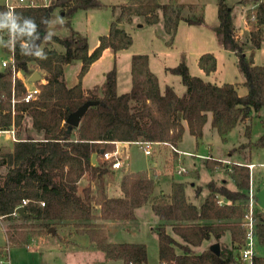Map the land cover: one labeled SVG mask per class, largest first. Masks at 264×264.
<instances>
[{"label": "trees", "instance_id": "16d2710c", "mask_svg": "<svg viewBox=\"0 0 264 264\" xmlns=\"http://www.w3.org/2000/svg\"><path fill=\"white\" fill-rule=\"evenodd\" d=\"M252 2L254 7L245 19L246 37L251 48L259 49L263 41L264 0ZM101 7L105 6L96 0H50L47 6L19 7L13 11L10 30L5 20L6 9L0 5V32L6 31L4 39L7 40L4 53L12 58L14 66V73L8 65L0 73V130L13 127L17 139L10 146L0 147V169H4L0 174V217L10 222L7 241L22 247L33 238L48 235L49 229L58 224H70L75 232L88 234L106 260L146 264L144 244L110 243L104 226L97 221H131L135 219L136 209L149 205L160 222L155 228L160 264H235V255L245 242L242 221L248 208L250 187L247 166L225 165L235 190L210 181L209 194L200 206L187 201L182 183L173 182L169 194L155 196L154 181L146 171L123 173L120 195L114 197L103 194L96 198L90 188L80 192L79 183L86 175L95 182L104 181L109 165L101 160L100 151L111 150L114 142L169 143L176 147L185 132L183 122L197 142L202 139L209 116L210 126L222 142L237 125L246 122L244 135L250 140L253 115L264 113V66L247 61L244 54L247 44L233 25L231 8L226 0H218V24L213 32L222 48L236 56L237 67L244 78L243 87L247 90L245 95H238L233 84L218 86L190 75L186 63L181 61L165 68V72L177 76L185 88L184 94L179 96L170 85L161 88L149 69V57L137 54L130 60L129 91L117 93L114 63L105 75L98 96L83 90L82 80L106 50L116 54L131 47L132 38L119 26L121 22L130 24L139 18L145 25L152 26L160 22L161 14L164 31L171 41L181 22L188 26L204 23L200 13L196 17L182 16L184 9H194L195 5L178 4L175 0L167 4L158 0H130L111 7L112 12L117 9L120 12L92 51L85 36L73 32L60 37L47 31L54 12L71 19L77 12ZM41 32L42 48L32 55L27 46ZM73 63H78L80 69L76 84L70 87L64 68ZM30 65L43 73V82L35 83L39 93L35 100L26 103L27 89L17 74H28ZM197 65L205 75L216 71V59L211 53L201 55ZM87 102L94 105L87 109L79 126L67 133V118ZM257 142L263 143L264 135ZM93 154L98 155L96 166L91 162ZM220 165L218 161H205L209 170ZM111 175L109 170V177ZM23 200L28 201L24 206L26 216H13ZM95 206L98 215L94 213ZM255 219L257 250L252 264H264V211L257 208ZM167 226L181 244L166 232ZM226 234L229 244H219L218 254L209 248L193 254L192 248L211 240L220 243Z\"/></svg>", "mask_w": 264, "mask_h": 264}, {"label": "rangeland", "instance_id": "374dc122", "mask_svg": "<svg viewBox=\"0 0 264 264\" xmlns=\"http://www.w3.org/2000/svg\"><path fill=\"white\" fill-rule=\"evenodd\" d=\"M47 1V3H50V0ZM129 1L96 0L98 4L105 7L92 9L87 12H77L71 19L63 18L61 14L54 12L48 26V33L64 37L69 36L73 31H77L75 32L76 34H87L90 43H94L97 37L107 34L110 24L120 12L119 9L116 12H112L111 7L121 6ZM158 1L161 4H167L170 0ZM175 1L178 4L195 5L194 9H184L182 16L196 17L200 13L204 18V23L200 26H188L184 22H181L174 39L171 41L170 35H167L164 31L161 14L159 15L161 17L160 22L152 26L145 25L143 23L144 21L139 18L134 19L130 24L121 22L119 26L132 38L131 47L119 51L116 54L109 51V54L104 55L92 68L83 86L89 90L93 89L90 91L95 92L99 96L105 75L113 68L115 63L117 68V93L122 94L127 92L131 86V75L129 72L130 60L132 55L138 54L149 57V69L157 77L161 88L165 85H170L179 96L184 94L185 88L181 85L179 78L165 72V68L174 67L181 61L186 63L190 75L199 77L206 83L216 84L218 86L225 83L233 84L236 86L239 95H245L247 90L243 87L244 78L237 67L236 56L234 53L222 48L218 37L213 32V29L218 24L216 16V4L218 0ZM252 1L226 0L228 6L231 8L233 25L238 30L241 40L247 44L244 52L247 61L251 60L255 65L264 66V31L261 47L259 49H253L247 40L248 37H246V31L244 30L246 15L254 7ZM37 2L41 4L43 0L42 2ZM2 3L3 0H0V5ZM5 33L6 31L0 32V73L4 70L2 62L9 60V55L4 53V44L7 43V40L4 39ZM42 45L41 43L39 51ZM56 48L58 47L56 46ZM206 53H211L216 59V71L210 75H205L197 65L199 57ZM75 69V63L66 67L64 77L68 83L76 82ZM35 72H38L41 76L43 75L41 71L34 69L33 65H30L28 74H20V77L25 79L24 82L29 89H31V83L28 79L29 74ZM242 124V126H237L228 134L225 142H222L218 135L208 131L206 142L209 143L211 155L215 159H231V156H229L230 150L236 146L231 151L232 154L241 156L248 154L246 158L241 159L245 163H251L255 166L254 170L251 171V185L258 192L264 189V168L260 167V165H264V142H257L264 135V113L259 114V116L253 115L250 140L245 138L246 143L239 145L242 139V132H245L244 127L247 123ZM10 141L8 135L0 133V147L10 146ZM126 149V156L128 158V166L126 168L131 172L146 171L148 176L154 181V194L169 193L173 182L184 183L186 198L198 203L201 201L200 195H207V183L210 180H215L216 182H213L217 186L224 180L227 182L229 188H234L232 181L224 174L225 171L222 170L224 173L218 172L226 165L224 162L218 161L222 165L215 166L214 171L216 172L211 173L205 167L204 159L191 155L196 152L208 156L209 153L202 144H199L196 151L195 141L188 133L182 137L181 144L177 146L181 154L179 163L172 156L173 153L169 151L170 149L165 146H153L151 156H145L137 146L131 145ZM179 168H183L185 172L178 174L177 170ZM109 170L112 169H108V174L102 183L95 182L89 175H86L79 183V191L81 192L84 189L90 188L93 196L96 198H100L103 194L109 196L113 188V179L109 177ZM194 170L198 173L197 180L189 175L192 171L194 173L192 175H196ZM3 173L4 169H0V174ZM196 187L200 188V194L197 197L194 194V188ZM111 194L113 195V193ZM117 194H119L118 188L115 191V195ZM257 208V205L254 203V211ZM94 213L98 215V207L96 206ZM135 218L137 222L135 226L139 229L134 233L135 236L129 233H122L120 228L113 233L114 228L109 226L110 240L116 243L144 244L147 249L146 264H160L156 252L157 236L156 233L150 231L155 218L151 213L149 205L139 210ZM15 224H25V222H15ZM9 225L10 222L4 219L0 220V260H4L6 252L4 254L3 252L8 247L10 264H123L119 260H106L104 254L98 251L86 236H72L69 230L74 233L77 232H75V229L70 224H58L54 228L56 230L53 233L56 234L55 236L50 234L49 236L52 237L40 238L41 240H38L36 237L29 244L23 245L22 247L14 246L7 241L6 232ZM62 229L65 231H62ZM118 232L121 233L118 235ZM167 233L171 235L169 229ZM77 234L81 235L82 233ZM175 240L181 244L178 239ZM224 240L228 241L227 236L220 242L228 244ZM206 245H204V248H210L211 246L210 244ZM203 249L202 247L195 248L194 253H200ZM256 250L257 248L255 252ZM236 258L235 264H244L239 259L240 252L236 253Z\"/></svg>", "mask_w": 264, "mask_h": 264}, {"label": "crops", "instance_id": "0c3cea01", "mask_svg": "<svg viewBox=\"0 0 264 264\" xmlns=\"http://www.w3.org/2000/svg\"><path fill=\"white\" fill-rule=\"evenodd\" d=\"M40 2H42V0L40 1ZM48 1L47 0H43V3H45V4H49V3H47ZM251 10V9H250ZM50 23V22H49ZM49 26V25H48ZM246 28H245V25H244V30H245ZM47 31H48V29H47ZM246 31V30H245ZM74 33L75 32H77V31H73ZM77 34H79L80 36H85L86 38H87V40H88V45H89V48H90V51H92L97 45H98V38L99 37H97V39H95V41H94V43H90V41H89V38H88V35L87 34H81V33H77ZM51 35H55V34H51ZM109 51H111V50H106L104 53H103V55H102V57H104V55H107V54H109ZM113 53V52H112ZM102 57L98 60V61H96L91 67H90V69H89V71L87 72V74L84 76V78H83V80H82V87H83V90H85V91H90V90H93V89H86L84 86H83V84H84V81H85V79L87 78V76L89 75V73H90V71L92 70V68L102 59ZM76 64V69H75V76H76V82H77V74H78V72H79V69H80V65L78 64V63H75ZM66 67L67 66H65V68H64V75H65V70H66ZM129 72H130V70H129ZM40 75V74H39ZM131 75V74H130ZM41 76V75H40ZM18 77L19 78H21L20 77V73L18 74ZM41 78H42V76H41ZM22 80H23V82H24V80L25 79H23V78H21ZM28 79H30V77H28ZM131 79V78H130ZM41 82H43V80H41ZM67 82V81H66ZM76 82H74V83H68L67 82V84H68V86H70V87H72L73 85H75L76 84ZM31 83V82H30ZM24 84H25V82H24ZM25 87H26V89L27 90H31V89H33V88H35L36 86H35V84H33V83H31V89H29L28 87H27V85L25 84ZM131 87V86H130ZM130 89V88H129ZM129 91V90H128ZM127 91V92H128ZM237 93H238V90H237ZM239 95V94H238ZM240 96H243V95H240ZM251 122H252V120H251ZM248 124V123H247ZM246 124V125H247ZM183 125H184V127H185V132H184V134H183V137L188 133L189 134V131H188V129H187V126H186V123H184L183 122ZM243 124L242 123H240L239 125H237V126H242ZM245 128V127H244ZM28 129H30V127H29V125H28ZM30 131H31V129H30ZM212 132V133H214V134H216L217 135V133H216V131L214 130V129H212L211 128V126H210V116H209V120H208V122L206 123V125L203 127V131H202V139L199 141V142H197L196 141V139L193 137V136H191L190 134V136L191 137H193V139H194V141H195V148H196V151H197V149H198V146H199V144H202L203 146H205V149L207 150V152L209 153V157L208 156H206V155H202V154H198V153H192L191 155H194L196 158H201V159H204L205 161L207 160V159H210V160H214V161H221V162H224L226 165H228V164H230V163H234V164H238V165H245V166H247L248 167V165H250L251 163H245L241 158H246V156L248 155H245V156H241V155H235V154H232L231 153V151L234 149V148H236V147H234V148H232L231 150H230V155L229 156H231V159H222V160H219V159H215V158H213L212 157V155H211V150H210V145H209V143L208 142H206V135H207V132ZM31 134H33V132H30ZM228 136V135H227ZM226 136V137H227ZM219 137V136H218ZM220 138V137H219ZM245 135H244V132H242V139H241V142L239 143V145H241V144H245L246 143V141H245ZM15 139H16V135H15ZM9 140H11L10 139V137H9ZM221 140V139H220ZM15 141H17V139L15 140ZM15 141H10L11 142V144L13 143V142H15ZM182 142V141H181ZM181 142L178 144V145H180L181 144ZM115 144H116V146H118L119 148H121L122 150H123V153L125 154V158H126V161L124 162V167L123 168H121L120 170H110L111 171V173H112V177H110L111 179H113V185H112V192L111 193H113V195L110 193L109 194V197H114V196H119L120 195V189H119V182H120V179H121V177H122V175H123V173H134V172H131V171H129V169L128 168H126L127 166H128V163H127V161H128V158H127V156H126V153H127V147H129V146H131V145H133V146H135L133 143H124V142H115ZM177 145V146H178ZM238 145V146H239ZM177 146H176V148H177ZM113 147H114V145H113ZM125 149V150H124ZM170 151V150H169ZM172 156H174V159H176L177 161H178V163H179V161H180V155H177V154H172ZM232 158H234V159H232ZM205 161H204V165H205ZM125 168V169H124ZM110 169V168H109ZM124 169V170H123ZM226 169H227V167H225V165H224V168H222L220 171H218V172H223V171H225V175H227L228 176V173H227V171H226ZM209 170V169H208ZM223 170V171H222ZM254 170V169H253ZM253 170H250V186L252 187V185H251V171H253ZM211 173H215L216 171H214V170H209ZM137 172H140V171H137ZM194 172H196V175H192V173H193V171L191 172V173H189V175L193 178V179H196L197 180V178H198V173H197V171H195L194 170ZM194 174V173H193ZM195 177V178H194ZM229 177V176H228ZM230 179V178H229ZM231 180V179H230ZM210 181H215V180H210ZM209 181V182H210ZM232 181V180H231ZM208 182V183H209ZM216 182V181H215ZM177 183V182H176ZM207 183V184H208ZM233 183V182H232ZM182 184H184V183H182ZM220 185H222V184H224L225 186H226V188L227 189H229V190H231V191H234L235 190V186H234V188H229L228 186H227V182L226 181H224V180H222V182H220L219 183ZM234 185V184H233ZM185 186V185H184ZM109 187H110V185H109ZM118 188V190H119V194H117V195H115V191H116V189ZM197 188H199V187H196V188H194V194H195V197H197V196H199V194H200V188H199V190H198V192H196V189ZM252 190L254 191V193H256V191H255V189H253V187H252ZM171 192V191H170ZM169 192V193H170ZM169 193H167V194H169ZM163 194H166V193H163ZM209 194V192H207V195ZM155 196H157V194H154ZM159 195V194H158ZM207 195H205V196H201L200 195V197H201V201H199L198 203H195V201H191V199H189V198H186L187 199V201L189 202V203H191V204H193V205H195V206H200L202 203H203V201H204V199L207 197ZM257 205V204H256ZM150 207V206H149ZM258 207V206H257ZM143 207H141V208H139V209H136L135 210V215H137V213H138V211L139 210H141ZM259 208V207H258ZM151 209V208H150ZM260 209V208H259ZM261 210V209H260ZM263 211V210H262ZM151 213H152V211H151ZM152 215H153V217L155 218V220L153 221V227L151 228V232L152 233H155V228L159 225V220H158V218L156 217V216H154V214L152 213ZM97 223L98 224H101V225H103L104 226V230L106 231V235H107V239H108V242H110V243H116V242H114V241H111L110 240V234H109V226L110 227H112V228H114V230H113V233H115V231L116 230H119V228L121 229V231H122V233H124V234H126V233H129V234H131V235H134L135 236V234L134 233H136L139 229H137V226H135L136 225V218L134 219V220H131V221H97ZM128 227V228H127ZM170 230V232H171V235L170 236H172L173 237V239L175 240V239H178L179 241H180V239L178 238V237H176V236H174L173 234H172V231H171V228H170V226H167L166 227V232H167V230ZM51 229H49V231H50ZM52 230H53V233H54V228H52ZM69 230V229H68ZM48 231V235H44V236H41V237H37L38 238V240H41L40 238H48V237H52V236H55L56 234H53V233H50ZM56 231V230H55ZM61 231V230H60ZM62 231H65L64 229H62ZM69 232H70V234L72 235V236H74V235H77V236H81V237H87L88 239H89V241L92 243V241H91V239H90V237L87 235V234H85V233H82L81 235L80 234H77V233H74L73 231H70L69 230ZM121 232H118V235L120 234ZM52 235V236H49V235ZM157 236V235H156ZM225 236H227V238H228V241H226V240H224V241H226L228 244H229V236H228V234H226ZM224 236V237H225ZM223 237V238H224ZM223 238L221 239V240H223ZM177 240V241H178ZM220 240V241H221ZM63 241L65 242V240L63 239ZM176 241V240H175ZM34 242V241H33ZM157 243H156V252H157V256H158V239H157V241H156ZM181 242V241H180ZM30 243V242H29ZM93 244V243H92ZM137 244V243H136ZM208 245V244H210L211 246L213 245V244H218V246H219V244H221V242L220 243H216V242H214V241H207V242H203L202 243V245L200 246V247H202V249L205 247L204 245ZM223 244V243H222ZM228 244H225V245H228ZM94 245V244H93ZM206 245V246H207ZM29 246V245H28ZM146 246V245H145ZM94 247H95V245H94ZM96 248V247H95ZM198 248V247H197ZM207 248V247H206ZM206 248H204L203 250H205ZM194 249L195 248H192V252H193V254H199V253H194ZM202 250V251H203ZM201 251V252H202ZM200 252V253H201ZM159 260V259H158Z\"/></svg>", "mask_w": 264, "mask_h": 264}, {"label": "built area", "instance_id": "2783aa9c", "mask_svg": "<svg viewBox=\"0 0 264 264\" xmlns=\"http://www.w3.org/2000/svg\"><path fill=\"white\" fill-rule=\"evenodd\" d=\"M2 5L6 9V14H5V20L7 22L6 25L10 30H12L13 11L16 8H19V7L33 8L39 5L47 6L48 4H45V3L40 4L36 0H3ZM251 20H254V17H251ZM7 65L10 66L12 72L14 73V66H13V61L11 57H9L8 61L2 62L3 68H5ZM38 93H39V90L36 87L31 90H27L24 96V102L28 103V102L35 100ZM13 104H14V101L12 100V105ZM0 133L8 135L12 141L16 140L15 130L13 127L5 131L0 130ZM112 144L114 145V147L111 150L103 152L101 154V160L107 163L112 170H120L121 168L124 167V162L126 161L125 154L123 153V150L121 148L116 146L115 142ZM133 144L139 147L145 156H151L153 146H165V147H168L173 154L181 155L179 150L175 146L169 143L134 142ZM254 167L255 166L253 164L248 165L249 171L253 170ZM260 167L264 168V165H260ZM184 172L185 170L183 168H179L177 170L178 174H183ZM27 203H28L27 200H23L21 204L15 208L14 213L12 215L13 216L19 215L17 213V209L20 207H24L25 205H27ZM254 203H255V193L252 190V187L250 186L249 191H248V204H247L248 208H247L246 214L242 221V224L245 228V242L241 250L239 251L240 252L239 259L244 264H252V258L255 254V249L257 248L256 236H255L256 219H255ZM41 206H44V204L41 203ZM1 219L3 218L0 217V220ZM5 252H6V254L4 255L5 258L4 260H0V264H10V260L8 258V247L6 250H4L3 254Z\"/></svg>", "mask_w": 264, "mask_h": 264}, {"label": "water", "instance_id": "95a60500", "mask_svg": "<svg viewBox=\"0 0 264 264\" xmlns=\"http://www.w3.org/2000/svg\"><path fill=\"white\" fill-rule=\"evenodd\" d=\"M42 39H43V32H41L32 42H30L28 44V51L32 54V55H36L39 51V47L42 43ZM41 81V76L39 75L38 72H35L32 74V76L29 79V82L35 84L37 82ZM94 103L92 102H87L85 103L83 106H81L76 112L72 113L66 120V123L68 124V129H67V133L71 132L72 128H77L80 124V121L83 117V115L85 114V112L87 111V109L91 106H93ZM103 151H100V154H102ZM97 154H93L92 158H91V162L92 164H94L95 166L97 165ZM255 203L257 204V206L264 211V189L260 190L258 192L255 193ZM17 213L19 215L22 216H26L25 214V208L24 207H20L17 209ZM50 233H53V230L51 229L49 231ZM210 251H212L215 254L219 253V246L218 244H213L212 246H210Z\"/></svg>", "mask_w": 264, "mask_h": 264}]
</instances>
